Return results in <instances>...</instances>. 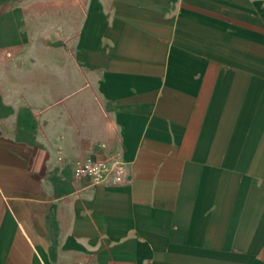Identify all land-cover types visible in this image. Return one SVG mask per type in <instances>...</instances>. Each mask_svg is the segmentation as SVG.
<instances>
[{
    "label": "crops",
    "instance_id": "crops-1",
    "mask_svg": "<svg viewBox=\"0 0 264 264\" xmlns=\"http://www.w3.org/2000/svg\"><path fill=\"white\" fill-rule=\"evenodd\" d=\"M0 264H264V0H0Z\"/></svg>",
    "mask_w": 264,
    "mask_h": 264
},
{
    "label": "built area",
    "instance_id": "built-area-1",
    "mask_svg": "<svg viewBox=\"0 0 264 264\" xmlns=\"http://www.w3.org/2000/svg\"><path fill=\"white\" fill-rule=\"evenodd\" d=\"M73 179L84 180L86 187L119 185L127 180V169L117 155L108 159H77L71 164Z\"/></svg>",
    "mask_w": 264,
    "mask_h": 264
}]
</instances>
